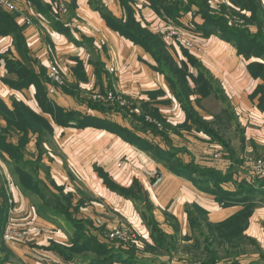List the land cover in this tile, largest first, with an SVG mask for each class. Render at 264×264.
I'll list each match as a JSON object with an SVG mask.
<instances>
[{
    "label": "crops",
    "instance_id": "obj_1",
    "mask_svg": "<svg viewBox=\"0 0 264 264\" xmlns=\"http://www.w3.org/2000/svg\"><path fill=\"white\" fill-rule=\"evenodd\" d=\"M20 1L16 2L13 11L7 10L6 12L11 14L17 25L21 27L34 70L38 73L39 67L42 66L46 79L44 85L47 96L56 106L64 110H76L83 114L106 119L163 150L173 147L175 156L184 162H191V159L188 161L184 156L180 158L177 155L183 150L193 155L192 146H194V162L200 156L211 160V153L214 150H220L222 153L224 166L231 162L229 151L226 149V145L231 146V144L225 138L224 128L222 129L221 125L222 121L225 122L226 118L230 117L226 112L228 110L234 112L233 115L236 117L233 118L237 127L247 133L246 139L250 138L249 133H251V138L259 141L261 133H264V126L261 129L256 128V126L264 125V105L259 104L260 93L252 95L253 89L262 84L263 80L252 76L248 70L249 63L263 62L262 59L245 58L234 44L222 40L215 34L206 38L205 48L201 52L182 48L178 45L180 42L174 40H162L170 24L184 25L192 17L194 24H201L203 19L197 11L182 12L177 21H174L171 17L157 13L151 7V0H130L129 2L135 21L141 27L160 37L178 65L184 62L188 72L197 76L198 69L190 62L189 57H191L199 63L203 74L212 79L218 92L206 97L193 93L189 96V100L203 122L210 127L211 131H217L222 140L212 138V135L203 128L195 129L192 126L188 129L182 126L186 121V113L176 98L165 72L158 68L152 54L143 46L113 31L107 25L104 13L123 21L126 19V10L119 0H43L50 6L49 16L40 13L30 1ZM260 2L264 10V0ZM227 5L228 9L236 10V13L229 12L228 23H230L229 19L233 16L232 14H238L240 17H249L251 14L249 10L236 7L232 3ZM246 23L245 19V23H241L240 26L253 31L251 24ZM178 54H180L179 59L176 58ZM7 60L17 61L20 57L15 50L12 37L2 35L0 36V97L8 106H11L12 98L23 102L51 124L52 131L43 145L45 150L42 161L50 167H59L60 175L56 177L51 169L49 182L47 179L42 181L47 190L52 193L62 192L72 195V209L76 205L79 207L77 211H74V215L79 212L78 216L84 221L88 232L99 241H102L103 234L112 227L127 224L140 237L138 238L142 246H139L136 251L143 250L144 242L153 243L150 227L144 220L146 208L145 203L139 199L140 193L136 191L137 198L130 199L111 191L104 184L101 172L126 189H131L137 183L141 192H145L151 203L150 213L155 222L163 232L169 235L189 234L188 231L190 232L192 227L187 210L193 204L207 211L212 221L222 220L240 210V205L224 206L216 200L214 194L200 190L191 179L172 174L166 161L160 159L154 151L137 146L112 129L56 124L52 116L44 112L38 104L34 84L16 88L9 82L18 81L17 75L6 67ZM78 62L81 68L75 71ZM51 64L58 67L62 84L59 86L54 84V91L49 93L48 88L52 83L47 78V71ZM62 86L72 92L63 90ZM189 87L194 88L191 79H189ZM108 93H113L116 99L110 109L106 108V112L88 107L89 100L108 104L106 100ZM214 99L220 100L222 106L220 108L223 112L225 111V114H219V119L216 116L215 119L213 114L206 111L203 106L204 103H212ZM117 110L122 111V114ZM148 110H156L161 119L152 115ZM124 111H127L128 115H123ZM138 118H143L144 121L153 125L155 124L148 120L157 121L161 127L158 128L155 125L156 128L164 132L166 138L163 133L156 135L158 132L155 133L149 128L146 130L139 128ZM130 120L138 122L132 123ZM0 122H4L1 117ZM251 125L255 127H250ZM14 131L10 132L8 140L17 143L20 135L13 134ZM255 131L257 133L253 134ZM153 135L160 136L159 141L161 140L162 143L155 142L156 137L151 139ZM255 135L258 136L255 138ZM28 137L29 140L23 150L25 158V151L29 152L28 145L34 146L33 151L37 150L36 135L29 132ZM242 138L240 137V141ZM258 143L256 146H249L246 143L244 150L256 151L257 147L264 148V142ZM246 161L240 158L236 164L241 167L246 164ZM0 167H2L1 163ZM156 167L161 170L162 178L154 181L150 176ZM1 176L0 171V185L5 189L7 200L11 198L13 203L10 205L7 201L6 219L9 213L21 217L19 221L25 219L24 214H30L32 217L33 237L30 240L34 241L32 242L34 244H30V251L33 252L30 255L35 259L34 264H81L77 261L66 263L57 251L48 248L50 240L66 242L68 236H72V232L70 233L68 229L67 235L62 233L58 235V231H50L53 227L50 221L59 217L46 220L39 218L35 209L31 207L32 205L29 204V208L26 204L23 196L27 195L18 184V179L15 181L17 187L9 185L7 188ZM37 176L40 179V175ZM60 186H63L61 191H59ZM80 199L82 203L78 204ZM157 214H160V218ZM117 218H122V221L120 222ZM39 232L44 233L39 234ZM6 248L10 250V253H16L21 258V253L28 255L29 247L24 242L8 245ZM25 261L32 264L27 256H25ZM169 262L175 264V261ZM183 262L180 264L188 263V261Z\"/></svg>",
    "mask_w": 264,
    "mask_h": 264
},
{
    "label": "trees",
    "instance_id": "obj_2",
    "mask_svg": "<svg viewBox=\"0 0 264 264\" xmlns=\"http://www.w3.org/2000/svg\"><path fill=\"white\" fill-rule=\"evenodd\" d=\"M36 9L49 16L50 6L43 2V0H28ZM120 4L126 10V19H117L110 14L104 13L103 16L107 25L121 35L131 39L135 43L143 46L149 51L156 63L158 68L165 72V75L172 87L176 98L179 100L183 110L186 113V121L182 126L191 129L192 126L198 129L203 128L207 131L212 138L222 140V137L217 131H211L210 127L199 117L196 111L190 104L189 96L191 94L198 93L205 97L212 93L218 92L217 87H214L212 79L203 74L199 68V63L189 57L190 62L194 67H197V76L188 72L186 64L183 62L178 65L177 61L173 58L170 52L164 46V43L158 35H155L147 29L140 26L133 17L132 8L129 5L130 0H119ZM231 3L239 8L247 9L251 12L249 17L244 16L247 24L255 25V31L241 27L236 28L227 24L228 13H236L235 9L226 8L221 6L219 12H212L210 4L207 0H151V7L160 15H166L171 17L174 21L182 12H187L193 7H196L197 13L200 14L203 21L201 24H194L196 32H200L203 36L208 37L212 34L218 35L224 41L233 42L238 52L245 58L255 57L262 59L263 62L253 61L248 64V70L254 77H260L263 82L258 85L253 91L252 95L260 93L259 104H264V10L261 6L260 0H231ZM7 10L0 9V36L10 35L13 39V45L16 52L18 53L20 60L13 61L7 60L6 67L8 70L13 71L17 75V81H9L16 88L27 87L30 84L35 85V98L44 112L49 113L53 121L62 126H74V127H102L106 129H112L119 135L123 136L126 140L140 146L144 149L152 150L156 155H159L160 159L166 161L168 169L175 175L182 176L191 179L193 183L200 189L206 192L214 194L216 200L229 202L230 198L233 200L240 201L241 203L246 201L249 205L253 204L255 200L251 198L256 191L261 187H254L246 183H242L238 186V191L233 192L224 189L221 186V182L227 178L220 172H216L210 168H203L194 162H184L175 156L174 148L169 150H163L146 141L144 138L132 133L126 128H119L113 122L106 119L98 118L91 114L81 113L76 110H64L61 107L56 106L47 96L44 82V71L42 66L39 67L37 73L31 63L28 56V48L25 43V39L21 30V27L17 25L11 14L6 12ZM80 62L75 67V71L79 70ZM189 79L194 83V88L189 87ZM49 80V79H48ZM15 82V83H14ZM62 89L67 92H72L68 88L62 86ZM74 94V93H73ZM216 96V95H215ZM87 105L90 109H96L101 112L107 111L106 108H102L100 104L95 101H88ZM152 115L159 117L156 110H148ZM123 115H128L127 111L123 112ZM0 117L4 119L5 126L0 130V159L10 163L13 169V173L17 176L18 184L24 190L25 193L39 195L43 209L49 212H44L48 219L53 217H63L72 225V236L68 245H57L55 243L48 247L57 251L64 260L87 262L88 264H112L114 261H121L125 264H145L143 257H136V249L130 248L128 250V256L122 254L121 250H114L107 243L99 241L95 236L90 234L86 228L83 220L77 219L74 216V211L78 210V205L72 209V195L70 193L64 194L62 192L55 194L51 191L43 189L40 185L38 178V169L41 166V154L44 151L42 147L45 137L48 136L52 131L51 124L41 115L35 113L27 105L21 101H17L15 98L11 99V106H8L4 100L0 97ZM136 117H134L135 119ZM140 125L139 128L146 130L151 129L155 133H163L158 131L155 125L147 123L143 118H138ZM161 119V118H160ZM164 123V121H162ZM165 124V123H164ZM18 130L21 135L17 143H13L8 140V135L11 131ZM32 132L36 135V147L39 156L34 159H27L24 157V147L29 140L28 133ZM166 138V135L164 134ZM226 149L229 151L230 158L233 162L238 163L236 153L233 149L226 145ZM231 170V168H230ZM104 184L111 191L118 193L119 195L126 198H137L136 193H140L142 199H145L146 215L144 214L145 221L151 230V238L153 239L154 245H150L144 242V248L142 251H151L160 254L162 250L166 252L174 251L175 239L173 236H166L163 231L159 228L155 222L151 211V203L147 198L145 192H141V188L134 184L131 189L120 187L108 178L104 173L101 172ZM246 184V185H245ZM261 185V184H260ZM135 189V190H132ZM60 190L62 188L60 187ZM137 191V192H136ZM263 190H261L262 192ZM139 197V199H141ZM141 199V200H142ZM225 200V201H224ZM81 199L78 201L80 204ZM82 203V202H81ZM8 204L5 189L0 185V245L2 241V233L6 221ZM72 209V210H71ZM194 210V211H193ZM193 211V212H192ZM189 215V222L191 227L197 225H204L206 231L221 227L225 224L232 225L234 235H229L227 230H224L217 239H242V230L246 225L247 218L250 214V210H246L243 207L229 216L227 219L219 223H209L205 220L204 211L197 204H193L187 210ZM203 214V215H201ZM198 238V237H197ZM206 241H208L206 239ZM5 249L4 246L1 247ZM77 257L79 259H77ZM1 261V260H0ZM218 259L216 257L207 258L201 260L199 264H217ZM232 262V261H231ZM238 261H234L231 264H238Z\"/></svg>",
    "mask_w": 264,
    "mask_h": 264
},
{
    "label": "rangeland",
    "instance_id": "obj_3",
    "mask_svg": "<svg viewBox=\"0 0 264 264\" xmlns=\"http://www.w3.org/2000/svg\"><path fill=\"white\" fill-rule=\"evenodd\" d=\"M12 1L14 2V4H16V2H18V1L21 2L20 0H12ZM228 1H229V3H231V0H207V3L210 4L212 12H219L221 6L225 5L226 8H228V5H227V4H229ZM227 10H229V9H227ZM194 11H197L196 7L194 8V10L191 9L188 13H191ZM232 15L233 16L229 19L230 23H228V16H229V13H228L227 21H226L227 24L230 26L236 27V28H241V26H240L241 23H243V24L245 23L244 17H240L238 14H235V15L232 14ZM184 25L190 27L195 33L200 34V37L202 38L201 40H202L203 45L200 46L199 50H195V51L201 52L202 49L205 48V44L207 42V39H206L207 37L203 36L200 32H196L193 17L191 20H187ZM250 27L254 31L255 26L251 24ZM168 29H166L164 36H165V34L168 33ZM164 36H163L162 40L168 41L165 39ZM169 40L176 41L174 38H171ZM177 42H179V41H177ZM230 43L233 44L232 41ZM181 44L182 43L180 42V44H178V45L182 48L187 49L183 44L182 45ZM192 51L194 52V49ZM178 56L180 57V54H178L176 56V58H178ZM219 89H221V88H219ZM255 89L256 88H254L253 91ZM253 91H252V93H253ZM260 95H259V97H260ZM222 98L224 100V97H222ZM97 104H100L102 106V108H109L110 109V107H112L115 103L111 104L109 102L108 104H104V103L97 102ZM208 104L204 103L203 106L206 109V111H209L211 114H213L214 118L216 116V118L219 119L220 118L219 116L221 114H225V111L223 112L222 111L223 109H221L222 106L220 104V100L214 99L212 101V103H210L209 105ZM105 105H108V106H105ZM261 105H264V104L261 103ZM220 106H221V108H220ZM225 109H227V108L225 107ZM117 111L122 114V111H120V110H117ZM226 112L228 113V115H230V117L228 116L226 118L225 122L224 121L221 122L222 129L224 128L223 134L225 135V138L231 144V146L228 144L229 148L233 149V151L236 152V158L238 159L237 162H239L240 158H242L244 161L247 160L245 165H242L241 167H239V165L236 164L235 162H233L231 159V162H228L227 165L224 166L223 165L224 161L222 160V153L220 152V150H214L211 153V160L209 158H205V157L200 156V158L196 162H194V160H193L194 159V152H193L194 146H192V149H191L193 155L188 154L187 152H185L183 150V151H179L180 154H178L179 152H177V154H178L177 156H179L180 158H181V156H184V158L188 159V161L191 159L190 161H193L195 164L199 165L200 167L210 168L212 170H215L216 172H220L221 174H223V176H226L227 179L225 181L221 182V186L224 189L233 192V194H235V192L238 191V186L242 183H246L248 185L250 184L254 187H261V186L263 187V188H260L258 191H256L255 194L251 197V198H254L253 200H255V202H253V204H251V205H249V203L247 201H246V203H244V202L241 203L240 202L241 200L237 201V200H233L232 198H230L229 202L224 200L227 204L220 201V203H222L224 206H226V205L227 206L240 205L242 208L244 205V207L247 211L250 210V214L247 218L246 225H245L244 229L242 230L243 238L240 239L238 237V238L234 239L233 241H232V239H229V241H228L224 238L217 240L220 237V234L222 232H224V230H227L229 235H234L235 233H234V230H232V225L225 224L221 227H218L217 229H214L212 226L211 230L208 229V231H206V228H204L206 226L197 225V226H194L190 230V232L188 231L189 234H185L184 236L183 235L180 236L178 233L171 234V236H173V238L175 239L174 251L166 252V251L162 250V252L160 254H156V252L154 253L151 251H136L135 256L138 258L143 257L144 258L143 262L145 264H171L169 261H173V262L175 261V264H177V263L180 264L183 261L184 262L188 261L187 264H199L201 262V260L207 259L208 257L209 258L216 257L219 261V262H217V264H231L233 262V260L238 261L239 262V263L237 262L238 264H264V176L260 177L259 175H257L255 173L254 169H252V165L256 160H258V159L264 160V148L257 147L256 151L255 150H244L246 143L249 146H256L258 142H261V143L264 142V133H261L262 136L259 138V141L256 139H255L256 141L254 139H252L251 133H249L250 138L246 139L247 133H244L243 131H241V128L237 127L236 121L234 119L236 116L233 115L234 112L232 110H228ZM117 115H119V114H117ZM1 120L4 121V119H1ZM130 122L137 123L138 121L137 120H130ZM148 122L154 123L158 128L161 127V125L155 120H148ZM138 123H140V122H138ZM247 126H249V125H247ZM263 126L264 125L256 126V128L261 129ZM3 127H4V122H0V130ZM250 127H255V126L251 125ZM243 130L245 131V129H243ZM255 133H257V132L255 131L253 134H255ZM13 134L21 135V132L15 130L13 132ZM156 135H160V134L158 133ZM156 135H153V137L151 139H154V137H156ZM242 136H243L245 141L243 140ZM257 136L258 135H255V138ZM240 137L242 138V141H240ZM45 138H46V140L44 142L47 141L48 136H46ZM159 138H160V136L156 137L154 139V140H156L155 142H158ZM11 142H13V141H11ZM44 142H43V145H45ZM159 142L162 143L161 140ZM43 145H42V147H43ZM28 147H29V152L25 151L26 158L27 157H34L35 158L36 156H39L40 153L38 152V150L35 149V151H33L34 146L31 147L30 145H28ZM44 150H45V148H44ZM212 150H213V148H212ZM54 154L59 156L57 153H54ZM42 156H44L43 152L41 154V166L38 169V173H39L38 175H40V179H39L40 185L43 189H45L46 187H45V183L43 181L47 179V182H49V179L51 178L50 170L53 169L52 173L54 175H56V177H58L60 175V172H59L60 170H59V167H55V166L50 167L49 165H46L45 162L42 161V159H43ZM34 158H28V159H34ZM45 159H46V157H45ZM0 163L2 165V167H0L1 168L0 171L2 174L1 178L4 179V182H6L7 188H9V185H15L16 184L15 181L17 180V176H15V174L13 173V169L11 167V164L3 161L2 159H0ZM161 165H162V163H161ZM161 167L162 166H160V168ZM230 168H231V170H230ZM172 174H174V173H172ZM158 177L161 179L162 173H161V170L158 167H156L153 170V172L151 173L150 178H153L154 181H157L159 179ZM60 187L63 190V186H60ZM261 190H263V191L261 192ZM45 191H46V189H45ZM59 191H61V190H59ZM26 195L27 196L24 195L23 198L26 201V204H28V207L30 208V206L32 205L31 207L35 209V212L37 213L39 218H42L44 220L48 219V218H46L47 216L44 215L43 213L49 212L48 211L49 209L47 211H46V209H43L44 205L42 204L41 197L39 195H33V194H27V193H26ZM141 199H142V197H141ZM208 199H210V198H208ZM208 199H206V200H208ZM7 201H8V204L13 205L11 198H9ZM72 201H73V198H72ZM142 201H143V203H146L145 199H142ZM29 204H30V206H29ZM9 214L10 215L7 216V220H6V223L4 225V229H3V233H2V241H1V245H0V260H1L0 264H28L25 261V256H27L30 259V261L32 262V264H34L35 259H34V257L31 256L33 254V252L30 251V246H31L30 244H34V243H32L34 241L30 240L33 237L32 236V234H33L32 233V227H31V225L33 226V222L31 220L32 219L31 215L30 214H28V215L24 214L25 219H21V221H19L18 219L21 217L15 215V214H12V213H9ZM78 214H79V212H76V214L74 216L77 219H81V218H79ZM232 214H234V212ZM159 215L160 214H157L158 218H160ZM201 215H203V214H201ZM204 216H206L205 220L209 223H219V222L228 218L226 216L227 218L225 217L222 220L212 221V219L210 220V216H208L207 211H206V214H204ZM57 217H59V218L55 217L56 219L54 221L53 220L50 221L53 225V227L50 231H58L59 232L58 235H60L61 233L67 235L69 233L67 231V229H68L71 233L72 232V225L69 222H67V220L66 221L63 220L64 219L63 217H60V216H57ZM113 217L116 218L114 216V214H113ZM52 219H53V215H52ZM117 220H119L121 222L122 218H119V219L117 218ZM47 221H49V220H47ZM8 222L16 230H18V228L28 230L27 236L24 239L13 238L11 241H6L3 237V234H4V230L6 228V224ZM120 225H119V227H117V226L112 227L107 232L104 229L106 233L103 234V239L101 242L107 243L114 250H121L123 255L128 256V250L130 248H134L137 250V248L139 246H142V244H141V241L139 240L140 237L137 236V233L133 228L129 227L127 224H123L121 226ZM125 227H129L131 230V231H129L128 236L125 238V240H117V239H113L110 237V233L114 229L119 228V230H120V228H125ZM41 233H44V232H39V234H41ZM163 234L166 236H169V234L166 232H163ZM70 238L71 237L68 236L67 241L66 242L63 241L65 243L58 242L55 240H50L49 247L52 246L53 243H55L57 245H61V246L62 245H68L70 243L69 242ZM206 239L208 241H206ZM151 240L153 242L152 238H151ZM59 241H61V240H59ZM23 242L25 245H27L29 247L28 255L21 253V256H22V258H24V260L16 253H14V254L10 253V250L8 248H6L8 245H17V244H21ZM5 245H6V247H5ZM150 245H154V243H152ZM2 246H4L5 249H2L1 248ZM34 247H36V246L34 245ZM51 250H53V249H51ZM77 259H79V258L77 257ZM64 261L66 263L68 262V260H64ZM82 263L88 264L87 262H81V264ZM112 264H125V263L121 262V261H114Z\"/></svg>",
    "mask_w": 264,
    "mask_h": 264
},
{
    "label": "built area",
    "instance_id": "obj_4",
    "mask_svg": "<svg viewBox=\"0 0 264 264\" xmlns=\"http://www.w3.org/2000/svg\"><path fill=\"white\" fill-rule=\"evenodd\" d=\"M0 9L13 11L15 9V4L12 0H0ZM164 37L168 41H171L169 39L174 38L176 41L181 42L186 48L192 49V50L193 49L199 50L200 46L203 45L200 34L195 33L190 27L185 26V25L170 24L168 33L165 34ZM47 78L52 83V85L48 88L49 93L54 91V88H55L54 84H56L57 86L62 84V78H61L60 71L58 67L54 64H51L48 67ZM115 99L116 97L114 96L113 93L107 94L106 100L108 102L113 103ZM252 169H254L257 175H259L260 177H263L264 176V160L262 159L256 160L252 165ZM129 231L131 230L128 229L127 227L120 228V230L119 228H116L110 233V237L113 239H117V240H125V238L128 236ZM27 233H28V230L20 229V228L16 230L8 222L6 224L3 237L6 241H11L13 238L24 239L27 236Z\"/></svg>",
    "mask_w": 264,
    "mask_h": 264
}]
</instances>
